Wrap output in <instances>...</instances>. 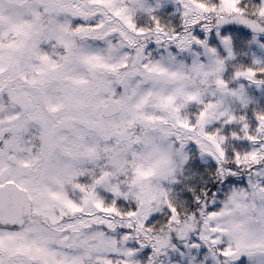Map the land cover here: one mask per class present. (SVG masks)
Returning <instances> with one entry per match:
<instances>
[{
	"label": "snow or ice",
	"instance_id": "1",
	"mask_svg": "<svg viewBox=\"0 0 264 264\" xmlns=\"http://www.w3.org/2000/svg\"><path fill=\"white\" fill-rule=\"evenodd\" d=\"M225 25L264 51V0H0V264H264V59L232 88Z\"/></svg>",
	"mask_w": 264,
	"mask_h": 264
},
{
	"label": "rangeland",
	"instance_id": "2",
	"mask_svg": "<svg viewBox=\"0 0 264 264\" xmlns=\"http://www.w3.org/2000/svg\"><path fill=\"white\" fill-rule=\"evenodd\" d=\"M168 7H171L173 9V12H175L176 5L174 3L170 2L168 4ZM141 23H146V21L142 20ZM226 27L227 26L225 25L220 29L221 35H230V36H232L233 40L235 38H238L239 43L242 45L240 50H237L235 47L236 59L234 61L228 62L227 68H229V66H231L236 60H239L241 58H244L250 62V60L252 59L253 53H255L257 57L264 59V51L259 50L255 46L249 47L247 45V42L245 40H243L242 37L240 36V32H238L235 36L230 34V33H226V30L228 29ZM197 31H199V29H197ZM215 43H218V41H215ZM149 47H150V49H156V45H154V44L150 45ZM173 51H175V50H173ZM197 51H200V50L197 49ZM163 54H164L163 49H157L155 52H153V55L156 56L157 59L159 58L160 55H163ZM178 59L183 61V62L190 64L193 57L189 54H183V55L179 56ZM249 62H247V63H249ZM206 63H207V61H206ZM226 73L227 72H225L223 75H224V78L227 80ZM228 79H230L229 80L230 85L234 89L238 88L240 83H244L243 81H239V82L234 81L232 79V76H230ZM204 91H205L206 95L210 96V94L215 91V88H214V86L213 87H207L204 89ZM247 94H248L249 98L251 99L252 104L260 103V102L262 103V101L264 99V92H259L254 87H248L247 88ZM217 98L218 99L221 98L220 93H217ZM224 99H225V107L231 108V110H233L239 114V112L241 110V105L239 103L234 102V100L231 97H225ZM198 159H199V157H198ZM210 162L211 161L207 162V164H204L199 159V163L203 164V165H208V164H210ZM181 251H183V249H181ZM144 258H145V255H141L138 259L143 261ZM161 261H162V264H186V261L183 260L178 254H170L169 257H161Z\"/></svg>",
	"mask_w": 264,
	"mask_h": 264
},
{
	"label": "trees",
	"instance_id": "3",
	"mask_svg": "<svg viewBox=\"0 0 264 264\" xmlns=\"http://www.w3.org/2000/svg\"><path fill=\"white\" fill-rule=\"evenodd\" d=\"M249 2L251 3L252 0H249ZM260 0H255V3H259ZM161 22L163 24H166V25H169V26H172V27H177L178 26V19L172 15L171 13H168V12H162L161 13ZM228 28L226 30V33H230L232 35H236L238 32H240L237 28V26L235 25H226ZM235 41H237V44H236V49L237 50H240V48L242 47V45L239 43L238 41V38H235L234 39ZM249 61H247L246 59L244 58H241L239 60H236L231 66H229L228 70H227V73H226V78L227 80H230L228 79L230 76H232V73L235 71V70H239L241 69L243 66H246ZM252 108H255V109H264V99L262 101V103H255V104H252ZM249 115H251V113H249ZM215 167L214 165V162H210V164L208 165H203V164H200L199 163V159H198V156H196L190 163L188 169L186 170L185 172V176L186 177H193L192 180H186L185 183H191L194 187L197 188V190H200V189H203V188H208V189H211L213 188V185H216V188H220L221 186L219 184H217V182L215 180L212 179V176H211V173H212V169ZM201 177H203V180L206 182V183H202L201 182ZM189 195H191V193H189ZM150 254V250H149V253ZM146 256L145 258L143 259L146 260Z\"/></svg>",
	"mask_w": 264,
	"mask_h": 264
}]
</instances>
